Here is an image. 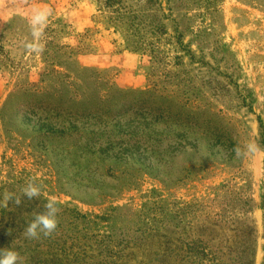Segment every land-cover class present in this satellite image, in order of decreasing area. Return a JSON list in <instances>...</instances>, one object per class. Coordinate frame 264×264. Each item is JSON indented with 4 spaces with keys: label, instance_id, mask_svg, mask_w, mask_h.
Listing matches in <instances>:
<instances>
[{
    "label": "rangeland",
    "instance_id": "1",
    "mask_svg": "<svg viewBox=\"0 0 264 264\" xmlns=\"http://www.w3.org/2000/svg\"><path fill=\"white\" fill-rule=\"evenodd\" d=\"M249 141L264 0H0V249L24 264H264V151L232 152ZM29 178L41 195L4 207ZM49 197L56 232L26 239Z\"/></svg>",
    "mask_w": 264,
    "mask_h": 264
},
{
    "label": "clouds",
    "instance_id": "2",
    "mask_svg": "<svg viewBox=\"0 0 264 264\" xmlns=\"http://www.w3.org/2000/svg\"><path fill=\"white\" fill-rule=\"evenodd\" d=\"M50 8L36 9L30 19V27L32 40L24 44L29 52L40 54L44 50L42 37L44 29L47 26L48 18L51 16ZM264 151L255 141H249L243 145L237 143L232 152L234 159L243 160L257 153ZM43 185L37 183L35 178H29L25 186L21 188V195L11 192L3 194V206L7 207L11 201L15 206L19 207L22 203V197L28 200L36 199L41 195ZM42 212L34 214L33 218L27 223L24 229L26 239L38 240L41 237L47 238L52 236L58 228V214L60 212L59 201L55 197H49L43 205ZM11 232V230H9ZM0 264H24V258L21 254L11 247L0 249Z\"/></svg>",
    "mask_w": 264,
    "mask_h": 264
}]
</instances>
